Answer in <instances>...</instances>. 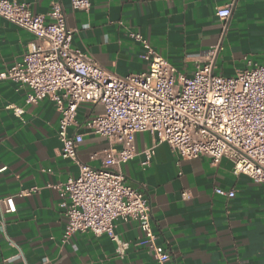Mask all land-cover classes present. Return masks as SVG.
<instances>
[{"label":"crops","instance_id":"crops-1","mask_svg":"<svg viewBox=\"0 0 264 264\" xmlns=\"http://www.w3.org/2000/svg\"><path fill=\"white\" fill-rule=\"evenodd\" d=\"M20 1L48 21L59 3L74 30L73 48L118 76L149 68L133 32L187 76L217 45L215 74L235 76L248 59L264 65V0H234L225 23L216 12L231 0H92L89 11L73 10L71 0ZM34 39L0 16V71L20 61ZM27 93L26 87L0 80V198L15 196L17 207L6 213L0 204V264H159L142 244L144 232L133 219L114 220L115 234L128 244L122 252L108 235L78 232L64 242L68 217L60 192L49 185L77 176L80 164L61 155L56 103L51 98L26 103ZM103 112L102 104L82 103L80 126L69 130L84 134L79 160L94 167L101 161L91 154L110 141L85 122ZM135 143L137 155L122 166L125 182L146 194L157 243L170 250L171 264H264V184L236 174L227 157L217 164L205 155L183 158L152 132L136 133ZM154 144L153 162L145 167L144 150ZM217 187L234 190L235 196L217 194ZM33 188L30 195H18Z\"/></svg>","mask_w":264,"mask_h":264},{"label":"built area","instance_id":"built-area-1","mask_svg":"<svg viewBox=\"0 0 264 264\" xmlns=\"http://www.w3.org/2000/svg\"><path fill=\"white\" fill-rule=\"evenodd\" d=\"M233 1L217 9L221 22L231 16ZM91 6L92 0H71L73 10L89 11ZM48 15L51 21L34 13L28 2L0 0V16L35 36L21 60L0 71V80L26 87V103L51 98L61 113V155L80 164L77 176L49 185L60 192V206L68 217L64 242L78 232L108 235L122 252L128 244L115 234L114 220L133 219L144 232L142 244L151 249L156 261L171 264L170 250L157 243L146 194L125 182L122 166L137 155L135 135L152 132L158 143H168L183 158L205 155L217 164L227 157L236 174L264 184V65L248 59L247 67L235 76L215 74L221 49L217 45L208 50L193 75L187 76L153 49L146 37L133 32L132 37L145 48L142 58L149 61V68L118 76L73 48L74 30L67 26L59 3L53 4ZM82 103L104 107L102 114L85 122L88 130L110 141L109 147L91 154L92 160L101 161L99 167L80 162L78 148L84 134L69 133L71 127L80 126L77 116ZM155 148L156 144L144 150L145 167L151 166ZM215 192L235 196L234 190L217 187ZM0 204L4 212H16L15 196L0 198Z\"/></svg>","mask_w":264,"mask_h":264}]
</instances>
